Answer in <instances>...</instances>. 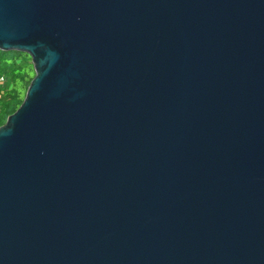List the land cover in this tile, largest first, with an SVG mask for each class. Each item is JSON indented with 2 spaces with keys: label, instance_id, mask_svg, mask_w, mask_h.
Returning <instances> with one entry per match:
<instances>
[{
  "label": "water",
  "instance_id": "1",
  "mask_svg": "<svg viewBox=\"0 0 264 264\" xmlns=\"http://www.w3.org/2000/svg\"><path fill=\"white\" fill-rule=\"evenodd\" d=\"M0 50V264H264V0H0Z\"/></svg>",
  "mask_w": 264,
  "mask_h": 264
},
{
  "label": "trees",
  "instance_id": "2",
  "mask_svg": "<svg viewBox=\"0 0 264 264\" xmlns=\"http://www.w3.org/2000/svg\"><path fill=\"white\" fill-rule=\"evenodd\" d=\"M35 75L28 54L0 50V127L19 109Z\"/></svg>",
  "mask_w": 264,
  "mask_h": 264
},
{
  "label": "built area",
  "instance_id": "3",
  "mask_svg": "<svg viewBox=\"0 0 264 264\" xmlns=\"http://www.w3.org/2000/svg\"><path fill=\"white\" fill-rule=\"evenodd\" d=\"M2 81V80H1Z\"/></svg>",
  "mask_w": 264,
  "mask_h": 264
}]
</instances>
